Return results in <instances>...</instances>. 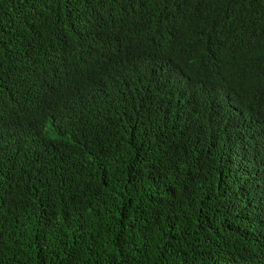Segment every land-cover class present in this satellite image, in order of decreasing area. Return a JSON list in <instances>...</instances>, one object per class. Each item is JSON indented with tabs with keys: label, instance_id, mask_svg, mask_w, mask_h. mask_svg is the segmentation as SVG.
Returning <instances> with one entry per match:
<instances>
[{
	"label": "trees",
	"instance_id": "1",
	"mask_svg": "<svg viewBox=\"0 0 264 264\" xmlns=\"http://www.w3.org/2000/svg\"><path fill=\"white\" fill-rule=\"evenodd\" d=\"M0 264H264V0H0Z\"/></svg>",
	"mask_w": 264,
	"mask_h": 264
}]
</instances>
